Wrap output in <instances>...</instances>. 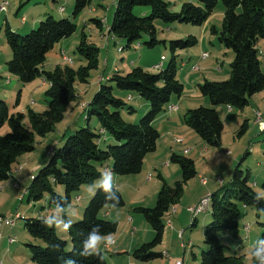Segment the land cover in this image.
Segmentation results:
<instances>
[{"label":"trees","instance_id":"trees-1","mask_svg":"<svg viewBox=\"0 0 264 264\" xmlns=\"http://www.w3.org/2000/svg\"><path fill=\"white\" fill-rule=\"evenodd\" d=\"M29 1L24 0L22 6ZM92 1L75 0L72 16L80 15ZM195 1L196 4L183 3L178 12H171L169 4L164 0H116L107 34L116 40H124V48H130L143 35H147L148 41L144 45L153 48L159 43H165L156 38V20L200 26L211 17L217 4H222L221 29L212 28V33L217 36L220 45L233 53L229 78L221 82L204 80L198 84V91L208 99L212 108L198 107L188 110L183 116L184 125L193 130L205 145L220 148L223 123L214 107L224 105L243 110L251 96L264 91V72L257 49L258 40L264 39V0ZM137 7L148 8L150 13L143 10L135 15L134 9ZM90 22L101 31V20L93 18ZM76 29L71 19H55L49 14L35 30L26 35L17 34L7 24L3 27L11 51V58L6 63L7 72L14 75L21 85L42 78L49 86L45 91L47 109L40 113L29 109L26 114L29 127L23 123V114H10L8 104L0 99V130L5 125L9 129L6 134L0 135V182L11 177L12 166L22 154L34 151L36 137L43 138L54 131L56 124L63 120L69 105L77 99L75 85L87 84L91 71L98 68L99 49L82 31L76 52L85 61L84 66L77 69L55 66L51 71L42 69L47 53L56 43L75 34ZM196 44L197 39L193 36L169 42L173 55L176 51ZM175 58L173 56L167 67L156 74L134 67L125 74L113 72L105 82L100 80L97 92L83 108L86 112L85 120L95 118L101 134L110 137L114 143H107L102 149L100 133L95 134L89 126L80 128L65 140L61 148L52 151L48 164L32 176L25 191L27 201L37 203L47 198L48 205L61 211L65 223L71 224L67 232L68 240H64L54 227L45 224L43 218L24 220L28 235L41 241V244L28 245L29 258L34 264H68V261L73 264H107L101 252L89 256L84 245L93 233L104 237L116 232L117 223L100 218L99 213L105 207H123L125 201L121 193L114 186L110 193H105L98 186L83 209L82 218L76 222L68 220L63 210L70 205V195L99 179L101 168H105V163L109 161L112 163L111 172L117 176L140 173L145 156L156 150L160 137L153 121L166 112L173 96L180 98L183 93L184 86L177 79ZM114 90L134 93L148 103L146 114L137 124H130L123 119L121 110L126 108L132 113L133 108L115 96ZM246 129L247 123L244 121L238 135H242ZM169 162L178 165L180 179L170 186L158 176L161 187L154 207L133 209L154 232L150 242L132 252V257L141 262L163 256L155 248L163 240L164 217L179 202L185 185L197 175L194 161L190 158L172 154ZM57 185L63 187V196L56 193ZM209 207L211 220L203 232V241L208 249L201 253L200 264H246L241 255H227V249L220 238L222 235L237 238L239 219L244 209L253 208L257 215L264 216V198L252 189L248 175L237 166L230 182L209 195ZM196 221L193 218L192 226L196 225ZM261 226V239H264V223ZM69 243L71 248L67 250ZM252 259L251 264H259L253 256Z\"/></svg>","mask_w":264,"mask_h":264},{"label":"rangeland","instance_id":"rangeland-1","mask_svg":"<svg viewBox=\"0 0 264 264\" xmlns=\"http://www.w3.org/2000/svg\"><path fill=\"white\" fill-rule=\"evenodd\" d=\"M164 1L169 4L171 12H178L183 3H197L195 0ZM1 2H6L7 8L5 12L0 13V78H2L0 81L3 80L5 82V80L10 79L12 83L7 87L3 85L0 87V98L8 104L10 114L21 113L25 116L23 123L27 127H29V123L26 114L29 109L37 113L47 109L45 91L49 84L42 78H37L25 85L20 84L17 86L19 82L15 84L17 78L8 73L6 68L7 57L11 58V51L3 34V27L6 22L8 23L7 25L15 28L14 32L19 35H26L30 31L35 30L48 14L55 19L69 18L74 22L77 27L75 34L61 40L62 42L56 43L47 53L46 60L42 65L44 71H51L55 66H69L77 69L86 64L76 52L82 31L87 36V39L99 49L97 56L98 68L91 71L87 84L77 83L75 85V92L79 99L71 103V106L64 114L63 120L56 124L53 132L43 138L36 137L34 151L22 154L17 159L12 166L15 178L13 180L10 179V182L6 181L8 187L5 191L0 189V217L19 216V218H14L13 226L5 229L3 227L0 228V264H27L30 260L27 256V253H29L28 245L41 244V241L28 235L24 227V220L28 218H47L49 214L45 199L37 203L28 202L25 191L31 183L32 176L48 164L50 152L61 148L70 135L86 126H89L95 134H99L97 120L91 118L86 121V112L83 109L84 106H82V104L86 105L97 92L99 88L98 79L102 78L101 80L105 82L104 77L113 74V72L119 71L125 74L134 67H141L149 73L156 74L166 68L171 58L175 56L177 79L183 84L184 89L180 98L176 96L171 98L169 106L172 104L177 106L178 114L184 116L191 109L198 107L212 108L208 99L203 97L198 91L197 85L202 84L204 80L212 82L227 80L233 53L220 45L217 41V36L212 33V28L221 29L223 20V6L221 3L217 4L211 17L200 26L186 23H163L156 20L154 22L156 38L159 41H165L164 44L159 43L153 48H148L144 45V42L148 41V36L143 35L130 48H124L126 45L124 40H112L109 38L106 27L103 28V36H101L97 27L90 22V19L96 18L101 20L104 26H109L115 12L116 0H93L91 5L77 17L72 16L75 0H30L23 6L24 0H0ZM60 8L64 9L63 13L58 12ZM143 10L147 11V14L150 13L148 8L137 7L134 9V14L139 15ZM21 18L26 20L25 25L21 24ZM35 20H37L36 23L31 27ZM190 36L197 39V44L182 50L183 52L180 54L174 53L173 55L169 42L185 40ZM120 48H123V50L120 51ZM257 49L260 53L261 68L264 72V39L258 40ZM203 53L208 55V59L201 60ZM162 57L164 58L163 67L160 69L155 68V65L161 63ZM182 63L183 65L188 63L185 69L181 66ZM195 66L198 67L196 71L193 70ZM126 93L114 90V95L117 97L120 96L119 94L123 97ZM130 94L138 97L134 93ZM140 99L141 103H147L142 98ZM125 102L127 106H131L135 111L130 115L136 119L133 123H129L137 124L147 111L140 106L136 99ZM216 107L221 109H219V116L223 123L220 148L208 147L193 130L186 126L175 129V132L173 131V133L168 135H161V139L157 141L156 152L158 153H163L162 151L169 150L170 147L181 151L184 150V152L176 154L192 159L197 172L196 177L185 185L179 202L172 206L169 213L165 215L163 240L155 248L156 252L179 253L181 256L185 253L188 264H200L201 253L208 249L203 241V232L205 226L211 220L210 207L206 213L196 217L197 223L195 226H192L193 217L187 211L188 207H195L206 196H201L199 199L201 193L203 195L207 191L211 193L218 192L223 185L230 182L235 168L239 166L240 170L248 175L249 185L252 189L264 198V130L262 131L260 128V123L264 124V91L251 96L248 105L243 110L233 109L229 113L224 105ZM120 113L126 121L128 117L127 109L121 110ZM256 113L260 114V122L257 120ZM262 115L263 117H261ZM244 121L247 123V129L242 135H238ZM8 131L9 129L5 125L1 128L0 135H4ZM102 137L100 135V140H102ZM177 139L180 142H176ZM106 144L102 140L100 147L104 149ZM189 151L190 154L187 155ZM170 164L172 169L176 168L179 170L178 165ZM104 167L109 169V175H114L110 172L108 162L105 163ZM105 168H101V177L99 179H96L91 185L82 186L78 191L70 195V205L63 211L69 215L68 217L75 211L80 214L75 219L69 218L71 222H76L82 218L83 209L94 194L88 195L91 191L89 187L92 186L95 190V188L101 186L102 179L108 176ZM163 168L164 166L161 164V167L157 169V174ZM170 170L171 168L165 170L167 173V176H165L168 180L163 176L162 178L168 185L172 186L175 181L180 179L181 174H179V179H174L169 177L171 175L169 173ZM150 172L149 175L147 171L143 173L140 171V173L135 175L120 176V183L123 184L120 191L125 201V205L121 208H125V211L128 209L130 215L140 217L148 226L149 224L139 213L135 212L133 214V208H136L134 204H137V202L143 203L141 206L137 204V207L152 208L155 205L161 181L154 170ZM201 178L206 180L207 186L201 184ZM134 179H136V182ZM219 181H222L221 185ZM4 183L5 181L3 183L0 182V186ZM129 185L140 186V189L138 192H134ZM55 190L60 196L64 195L62 186H55ZM77 196L80 197L79 200H76ZM177 211V216H175ZM59 215L60 213L57 210H53L51 217L60 220ZM263 223L264 216L257 215L253 208L244 209L239 219L237 238L232 239L226 235H222L226 238H220L221 243L227 249V255H235L236 253L237 256H242L244 263L251 264L253 259L250 251L256 248L258 241L261 240V232L263 230L261 224ZM246 226L248 228H245ZM56 233L62 238L66 237L65 232L62 231V225L61 230H57ZM10 240H13V242H9ZM70 248L71 245L69 243L67 250H70ZM166 260H168L167 257Z\"/></svg>","mask_w":264,"mask_h":264},{"label":"crops","instance_id":"crops-1","mask_svg":"<svg viewBox=\"0 0 264 264\" xmlns=\"http://www.w3.org/2000/svg\"><path fill=\"white\" fill-rule=\"evenodd\" d=\"M58 12L59 13H63L64 11L60 12L58 10ZM36 21L37 20H35V22H33L31 27H33V25L36 23ZM6 24H8V23L6 22ZM21 24L25 25L26 24V20H24V23L21 22ZM8 26L11 28L12 31H14L15 28H13L10 25H8ZM104 27H106L105 29L107 31L109 26H104V23L102 22L101 31H100V29L97 28L99 30L101 36H103V28ZM108 37L111 38L112 40L113 39L116 40L115 38H112L109 35H108ZM60 42H62V41H60ZM182 52H183L182 50L181 51H176L175 54H180ZM206 59H208V55H207ZM206 59H204V60H206ZM9 60H10V57L8 56L7 60H6V63ZM201 60H203V59H201ZM187 65H188V63L185 64V65H183V63L181 64V66L184 69L187 67ZM161 67H163V64H161ZM108 77H109V75L104 77V79H108ZM0 79H2V78H0ZM101 79L102 78L98 79V83L100 82ZM16 82H18L17 79L15 81V84H16ZM11 83L12 82H11L10 79L5 80V82L3 80H1L0 81V87L2 85L4 87H7V86L11 85ZM19 85L20 84L17 83V86H19ZM4 95H6V94H4ZM119 95L120 96H118V97L121 98L123 101H130V100L136 99L137 102L140 104V106L145 111H147L148 108H149V105L147 103H141L140 97H135V95H131L130 93H126V95H123L124 98L121 97V94H119ZM77 99H79V97H77ZM1 100H3V99H1ZM70 106H71V104L69 105V107ZM171 106H175V105L172 104ZM215 109H216V111H217V113L219 115V109L220 108L219 107L218 108L215 107ZM226 109H227V112H229V113L233 110L232 108H230L228 106H226ZM177 111H178V107H177V110H175V111H170V112L167 111V112L162 113L161 115H159L153 121L154 128L160 134L159 139H161V135H168L169 133H173V131L175 132V129H178V128H181V127L183 128L185 126L184 123H183V115L182 116L179 115ZM133 112H135L134 109H133L132 113ZM127 114H128V117L126 118L127 119L126 121L133 123L136 118L134 119V116H131L130 115L131 113H129V112ZM261 117H263V115ZM99 133L100 134L102 133L101 130H100V127H99ZM101 135L103 136L102 140L105 141V143H108V144L109 143H114V141L110 137H108L107 135H105V134H101ZM174 146H176V145L174 144ZM173 149L174 148L170 147L169 150L162 151L163 153H158V152H156L157 151V148H156V150L153 153H150L151 155L150 154L146 155L145 159L143 161L141 172L143 173V172L147 171V174L149 175L151 173L150 171L154 170L155 173L157 174V172H158L157 169L160 168L161 164H162L164 166V168L162 169L161 172L158 173L159 175L157 174V177L160 176L162 178V176H163V177H165L166 180H168V178L166 177L167 173L165 172V170H168V169L171 168V170L169 172V173H171V175H169V177H173L174 179H179L180 171L177 170L176 168L172 169L171 164H170L171 162H169V160H170V156L172 154L180 153L182 151L184 152V150L181 151V150H177L176 148L174 150ZM189 154H190V151L187 152V155H189ZM108 163H109V166L111 168V164H112L111 161H109ZM108 171H109V169H107L106 173L109 176ZM14 178H15V173H14V170H12L11 177L7 180V182H10V179L13 180ZM112 180H113V186L121 193L120 189H122L121 186L123 184L120 183V181H121L120 176H117V175L114 174L112 176ZM134 180L136 182V179H134ZM7 182L5 181V183L2 186H0L1 191H5L6 190V188L8 187L7 186V184H8ZM1 183H3V182H1ZM207 185H208V183L206 182V184H204L203 186H207ZM129 187L132 188V190L134 192H136V191L138 192L139 189H140V186H135V185H133V186L129 185ZM89 189L91 190L90 194H88L90 196L94 192V187L91 186V187H89ZM203 193H204V191H203ZM208 194H212V193L208 192V191H207V193H205L203 195L201 193V195H199V199L201 198V196L208 195ZM79 199H80V197L77 196L76 200H79ZM45 200H46L45 204L47 206V210H48L47 212H48L49 216L47 218L44 217L43 219L47 220L48 218H52L51 215H52L53 210H57L60 213V215H59L60 216V220H62L65 223L66 220L63 217L62 212L59 211L58 209H56L54 206L48 205V199L47 198H45ZM133 203H136V202H133ZM137 204H138V206L143 205L142 202H137ZM137 204H134V205H136L134 207H137ZM53 208H55V209H53ZM126 210L127 211H125V208L116 209V208H113V207H105L99 213V217L100 218L105 219V220H109V221H115L117 223L116 232L111 235V240L113 241V244L110 245V246H107V247L105 246L104 243H101V245H100L99 252H101L103 254L107 264H175L174 261L179 260V259L182 260L184 264H188V259H187L186 255H185V253L181 256L179 253L173 254V253H167L166 251L160 252L163 256L161 258L153 260V261L141 262V261L135 260L132 257V252L135 249H137L139 246H141L142 244L150 241L153 238V236H154V232L146 223H144L140 219V217L130 215V212L128 211V209H126ZM78 213H76V211H75L72 215H70V217H68L69 216L68 214L66 215V217H67L68 220H69V218L75 219V218L79 217L80 214H78ZM177 213H178V211L176 212L175 216H177ZM133 214H135V212ZM2 227L5 229L6 227H9V226H2ZM65 236L66 237H64V239L68 240L67 232H65ZM100 237H102V236H100ZM106 237H108V236H104L102 238H106ZM222 238H226V237L222 236ZM27 256L29 258V253H27ZM166 257L168 258V260H166ZM27 264H34V263L31 260H29V262Z\"/></svg>","mask_w":264,"mask_h":264},{"label":"clouds","instance_id":"clouds-1","mask_svg":"<svg viewBox=\"0 0 264 264\" xmlns=\"http://www.w3.org/2000/svg\"><path fill=\"white\" fill-rule=\"evenodd\" d=\"M101 187L105 193H110L113 188L112 176H105L102 179ZM45 224L48 227H55L57 230H61L62 225V231L64 232H68L71 227L70 223H64L62 220H57L56 218H48L45 221ZM101 243H104L106 247L112 245L113 241L111 240V235L109 234L108 237L102 238L93 233L84 245L87 254L89 256L96 255L100 250ZM251 255L259 262V264H264V239L258 241V245ZM68 264H73V262L68 261Z\"/></svg>","mask_w":264,"mask_h":264},{"label":"built area","instance_id":"built-area-1","mask_svg":"<svg viewBox=\"0 0 264 264\" xmlns=\"http://www.w3.org/2000/svg\"><path fill=\"white\" fill-rule=\"evenodd\" d=\"M6 8H7V3L6 2H1L0 3V13L2 12H5L6 11ZM60 12H63L64 9L63 8H60L59 9ZM21 22L24 23V18L21 19ZM206 59V54L204 53L203 54V60ZM164 58L162 57L161 58V63H159L158 65H155V68L157 69H160L161 68V64L163 62ZM198 67H194L193 69H197ZM82 106H85L84 104H82ZM167 110L170 112V111H175L177 110V106H168ZM256 117H257V120L260 122L261 121V118H260V114L259 113H256ZM260 128L261 130L263 131L264 130V124L260 123ZM176 142H178V139L176 140ZM201 183L204 185L206 184V180L201 178ZM219 183L221 184L222 181H219ZM210 194L206 195L205 197H203L199 202L198 204L195 206V207H188L187 211L192 215L193 218H196L198 217L199 215L203 214V210L205 209V203H206V199L207 197H209ZM19 218V216H18ZM14 224V221H11V216H8V220H7V224H0V228L2 226H13ZM245 228H248L247 226ZM181 236V234H180ZM9 242H13V240H10ZM175 264H184L182 260H176L175 261Z\"/></svg>","mask_w":264,"mask_h":264},{"label":"bare ground","instance_id":"bare-ground-1","mask_svg":"<svg viewBox=\"0 0 264 264\" xmlns=\"http://www.w3.org/2000/svg\"><path fill=\"white\" fill-rule=\"evenodd\" d=\"M206 57H207V55H206ZM201 58L203 59V55L201 56ZM194 70L196 71V70H198V68L194 69ZM178 142H180V141L178 140ZM208 208H209V197H207V199H206L205 209L203 210V213H206ZM14 218H18V215H16L15 217H11V221H14ZM7 220H8V218L0 217V224H2V223L7 224ZM190 245H191V243H190ZM190 247H192V246H190Z\"/></svg>","mask_w":264,"mask_h":264}]
</instances>
